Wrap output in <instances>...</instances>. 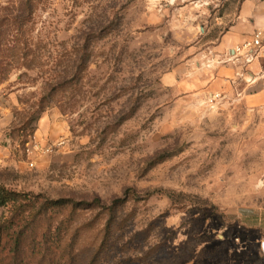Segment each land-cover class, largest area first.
<instances>
[{
	"label": "rangeland",
	"instance_id": "1",
	"mask_svg": "<svg viewBox=\"0 0 264 264\" xmlns=\"http://www.w3.org/2000/svg\"><path fill=\"white\" fill-rule=\"evenodd\" d=\"M168 5L0 0V124L17 146L0 186L36 198L33 211L63 198L106 205L36 220L30 229L52 236L49 262L263 264L264 129L239 119L241 106L164 83L201 33L195 12ZM39 130L64 144L31 169Z\"/></svg>",
	"mask_w": 264,
	"mask_h": 264
},
{
	"label": "crops",
	"instance_id": "2",
	"mask_svg": "<svg viewBox=\"0 0 264 264\" xmlns=\"http://www.w3.org/2000/svg\"><path fill=\"white\" fill-rule=\"evenodd\" d=\"M166 1L168 7L181 5V13L195 12L201 33L196 36L200 40L191 48L189 58L165 74L164 83L192 100L208 98L212 106H241L246 113L239 119L264 129V0H219L218 4L215 0ZM213 3V14L206 15ZM256 34L261 36V47L255 59L246 62L245 56H238L235 49L252 41ZM229 117L238 118L232 114ZM6 126L0 124L2 163L15 157L17 150ZM34 136L43 146L49 145L40 130ZM262 244L264 236L259 242L260 253Z\"/></svg>",
	"mask_w": 264,
	"mask_h": 264
},
{
	"label": "trees",
	"instance_id": "3",
	"mask_svg": "<svg viewBox=\"0 0 264 264\" xmlns=\"http://www.w3.org/2000/svg\"><path fill=\"white\" fill-rule=\"evenodd\" d=\"M61 80L64 79L58 81L59 88L65 85ZM55 90L57 89L53 85L49 87V97L54 95L52 91ZM120 200H114L113 204L118 205ZM35 201L36 198L0 186V208L9 209V216L0 219V264H57L61 257L56 259L53 256L49 262V241L52 238L49 231L36 233L30 226L46 216L48 211L67 205L73 208L85 206L91 209H106V205L98 198L90 202L63 198L46 200L33 211Z\"/></svg>",
	"mask_w": 264,
	"mask_h": 264
},
{
	"label": "built area",
	"instance_id": "4",
	"mask_svg": "<svg viewBox=\"0 0 264 264\" xmlns=\"http://www.w3.org/2000/svg\"><path fill=\"white\" fill-rule=\"evenodd\" d=\"M261 36L256 34L254 39L250 42H246L241 46H238L235 49V52L238 56H245L246 62H251L257 56V50L261 47ZM216 98H218L216 96ZM64 143L62 141L53 144V145H46L43 146L40 142L36 140V137L33 136L28 140L26 144L25 154L30 157L29 158V167L32 169L36 166V162L32 159V156H45L50 155L54 152L55 149L60 148Z\"/></svg>",
	"mask_w": 264,
	"mask_h": 264
},
{
	"label": "clouds",
	"instance_id": "5",
	"mask_svg": "<svg viewBox=\"0 0 264 264\" xmlns=\"http://www.w3.org/2000/svg\"><path fill=\"white\" fill-rule=\"evenodd\" d=\"M261 253H262V257L264 258V244L261 245Z\"/></svg>",
	"mask_w": 264,
	"mask_h": 264
}]
</instances>
